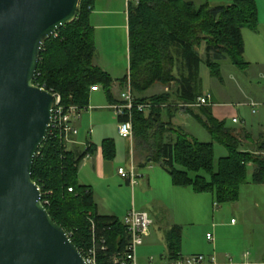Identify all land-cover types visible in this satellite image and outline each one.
<instances>
[{"label":"trees","instance_id":"obj_1","mask_svg":"<svg viewBox=\"0 0 264 264\" xmlns=\"http://www.w3.org/2000/svg\"><path fill=\"white\" fill-rule=\"evenodd\" d=\"M96 0H79L76 19L47 39L41 49L34 85L58 94L65 109L88 108L91 87H101L110 99L113 79L93 64L95 41L89 15ZM129 2V78L133 92L143 93L155 83L171 87V93L137 98L151 103L148 113H133L131 123L137 149L169 175L173 186L190 188L195 194H212L218 203L235 202L239 186L246 182V167L254 165L253 184H264V140L255 153L240 150V141L215 119L211 106L180 107L200 96L203 64L219 75L217 61L229 59L243 67L244 43L241 30H256V0H232L228 5L210 6L208 0L197 6L184 0H136ZM203 46L204 56L199 49ZM164 105V107H160ZM185 111L225 146L228 155L214 167L212 143H202L162 121V113ZM175 133L167 141L166 133ZM103 157L113 159L114 142L104 140ZM68 151L57 133L47 132L32 165L31 179L38 186L41 202L51 219L60 226L82 257L95 249L96 264L125 261L129 235L121 220L97 213L91 188L78 184V167L93 153ZM71 189V191H69ZM168 259L179 261L181 227L166 232ZM126 264H130L125 261Z\"/></svg>","mask_w":264,"mask_h":264},{"label":"rangeland","instance_id":"obj_2","mask_svg":"<svg viewBox=\"0 0 264 264\" xmlns=\"http://www.w3.org/2000/svg\"><path fill=\"white\" fill-rule=\"evenodd\" d=\"M256 5L258 15L256 30L264 43V0H256ZM246 31L254 30L247 29ZM114 47L115 49L112 50L111 54L114 53V58L117 60L121 49L117 43H115ZM203 49V46L199 49L201 57L204 56ZM241 61L245 62L246 65L243 67L233 65L229 59L217 61L219 65L218 76L214 75L202 64L200 67L202 92L203 94L209 93L211 97L212 95L214 96L213 102L218 104L214 112L220 118H224L220 121H224L226 128L245 129L247 140L250 142L249 146L254 148L252 152L255 153L259 142L253 143L252 140L256 139L261 133L264 136V65L259 64L257 66L246 62L244 57H242ZM112 63L115 64L113 61ZM164 87H168L169 93L173 91L169 86L155 83L141 94L142 96L161 94L164 93ZM96 95L100 100L97 102V106L101 108L111 105L108 104V98L101 87ZM251 103H255L258 106L252 108L250 106ZM86 111L88 109L82 111L80 116L83 117L87 113ZM98 111L99 113H94L91 116L87 124L77 129L79 131V134L76 135L77 138L81 140L84 138L83 135L86 134L89 141L91 137L92 139L94 138L95 143L101 142L103 138L113 139L115 155L112 161L116 163L117 167L128 170L131 157L129 153L130 142L118 135V123L111 109ZM196 114L202 116L199 111ZM166 116V112H163L162 121L166 119ZM174 118L173 121L177 124L176 126H180L181 132L183 131L199 142L212 143L214 167L217 166L220 158L228 155L227 148L215 141L207 130L189 113H183L182 115L176 113ZM233 118L236 120L235 122H232ZM87 126L88 129L86 130ZM85 130L86 132H84ZM139 151L137 152L139 153ZM142 156L146 158L148 154H143ZM151 165H153L152 171L159 174L160 177L154 179L156 184L151 186L150 190L144 189V182H141L142 178L140 177L136 178L137 184L134 186L126 185L124 179L117 177L115 181L109 183L110 187L106 191L111 203H98L100 208L106 207V205L124 207L131 199H135L138 204L144 201L150 203L151 215L157 214V227L151 226L149 229V232L154 231L153 238H151L152 243L145 244L146 246L141 245L136 249V264H164L165 242L163 236L167 219L186 222L180 225L183 260L189 259L192 256L190 254H203L205 257L211 255L218 261H224L226 257L239 261L241 255L248 252L251 260L264 261V184H253L251 182V176L255 168L253 164L249 163L246 167V182L239 186L238 198L235 202L218 203L212 194H197L199 210L196 212L197 210L195 209L191 212L192 214L196 213L190 221H182L183 217L185 218L183 215L185 209L179 206L181 199L179 196L169 192L164 185L162 180L164 177L169 181L168 185H172L170 177L165 174L158 164L152 162ZM135 173L137 175H145V180L146 176L150 174V172L145 170V166L137 167V165H135ZM155 177H158V175ZM96 193L100 195V190L96 191ZM185 203L187 204L188 202L185 201ZM185 208L189 209L186 206ZM184 220L187 219L185 218ZM231 220H233V223H231ZM158 227L162 228L161 231ZM207 234L211 235L212 241L206 238Z\"/></svg>","mask_w":264,"mask_h":264},{"label":"water","instance_id":"obj_3","mask_svg":"<svg viewBox=\"0 0 264 264\" xmlns=\"http://www.w3.org/2000/svg\"><path fill=\"white\" fill-rule=\"evenodd\" d=\"M79 0H0V264H86L31 179L53 95L34 85L44 42Z\"/></svg>","mask_w":264,"mask_h":264},{"label":"crops","instance_id":"obj_4","mask_svg":"<svg viewBox=\"0 0 264 264\" xmlns=\"http://www.w3.org/2000/svg\"><path fill=\"white\" fill-rule=\"evenodd\" d=\"M194 3L195 5L199 6L201 5L204 0H184ZM232 0H211L209 2L210 6H218V5H228L231 3ZM127 9H128V3L126 0H96L92 10L89 15V24L93 29V36L95 40V55L93 58V64L101 69L103 72L107 73L112 79L113 82L110 86V99L108 98V104H113L120 99L121 93L125 90L126 86L130 82L129 78V46H128V15H127ZM262 9V8H261ZM247 29L244 28L241 30L243 42H244V53L243 57L245 58L246 62L255 64V65H264V43L260 39V34L256 30L254 31H246ZM258 35H257V34ZM115 43L119 44V47L121 49L120 54H118V59L115 60L114 56L115 54H111L112 50L115 49L114 45ZM115 62L114 63H112ZM250 64V65H252ZM264 72V70H263ZM100 88V87H99ZM98 91L91 92L89 95V104H88V111L87 113L82 117L80 116L79 120L75 122L76 128L83 127V125L87 124L88 120L91 118V116L94 113H99L98 110H107L109 109L106 107H99L97 106V102H99V97L96 95ZM169 92L168 87H164V93ZM135 97L137 98H143V97H151L150 96H142L141 93H136ZM106 95V94H105ZM214 96L212 95V105L210 107L212 116L217 120H223L224 118H220L218 114H215L214 110L218 107V104H215L213 102ZM86 109V110H87ZM90 109V110H89ZM110 110V109H109ZM198 110H194V114H196ZM183 114L186 113L185 111H175L172 112V114L168 115L166 113V119L164 122H170L171 126L174 127L176 130L181 132L180 126H176L175 122L173 121L175 114ZM253 113V112H252ZM264 119V117H263ZM117 120V119H116ZM197 120V119H196ZM235 120L234 118L232 119ZM89 126V125H88ZM88 126L86 130L88 129ZM82 129V128H81ZM86 130L84 132H86ZM232 131V134L240 141V150L241 151H248L252 152L254 149L253 147L249 146L250 142L247 140V134L244 128L239 129H230ZM88 132V131H87ZM183 132V131H182ZM118 133V132H117ZM184 133V132H183ZM79 134V131H78ZM172 131L166 133V140H174L175 135H173ZM188 135V134H187ZM84 138L79 140L77 136L72 137L71 142L66 144V149L68 151H71L75 154H81L85 150L87 146L92 147L94 150L92 154L86 156L82 162L80 163L78 167V174H77V180L78 184L82 186H87L91 188L94 196V201L97 208V213L102 216H114L118 219L124 218L130 211H138V212H145L149 215V217L152 220V227H157V214L151 215V205L148 202H142L137 203L135 199H131L128 204L124 207L119 206H112V205H106V207L99 206L100 203H111L106 191L110 187V182L115 181L118 178H121L117 174V170L121 167H117L116 163H114L111 160H106L103 157V150H102V143L104 140H112L108 138L101 139V142L95 143L94 138L92 139L90 137V141L87 138V135H83ZM189 136V135H188ZM190 137V136H189ZM128 140V139H126ZM260 140H264V136H262V133L254 140H252L253 143H258ZM130 142L129 149H130V163H136L135 165L138 166H145V170L150 172L146 176H143V174H138L140 178H142L141 182H144V189L150 190L151 186L156 184V181L154 179L159 178V174L154 173L152 170L153 165L150 159L144 158L142 156L143 154L146 155V152L139 151L136 147V143L134 139L128 140ZM139 151V153L137 152ZM162 168V167H161ZM164 171V170H163ZM254 171V170H253ZM165 172V171H164ZM154 173V174H153ZM165 174H167L165 172ZM158 175V177H155ZM168 175V174H167ZM164 175V176H167ZM143 176V177H142ZM163 176V175H162ZM169 176V175H168ZM164 181V185L167 187L168 191L173 193L174 195H177L180 197V207H183L185 210L183 211V215L187 220H184L183 217L182 221H190V219L194 216L196 212H198V195L195 194L192 190L189 188H179L176 186L168 185L167 179L164 177L162 178ZM126 185H130L127 181H125ZM100 190V195H97L96 191ZM173 196V195H172ZM177 196H175L177 198ZM98 200V201H97ZM178 200V199H177ZM185 201L188 203L186 204ZM196 201V202H195ZM186 207L189 209L187 210ZM195 207V208H194ZM194 208V209H193ZM197 210L195 213H191L194 210ZM167 210V209H166ZM182 214V213H181ZM170 218V217H169ZM166 220V225L164 226V264H174L175 262L169 261L168 259V249L166 244V232L172 228L173 226H179L182 223L186 222H179L174 220ZM170 223V224H169ZM231 223H233V220H231ZM168 225V226H167ZM158 229L161 231L162 228ZM155 230V229H154ZM154 235L153 232H149V235L144 239V242L142 246H146L145 244H151L152 239ZM149 240V241H148ZM181 251V250H180ZM190 255H203V254H190ZM211 256V255H209ZM207 256V257H209ZM141 258V257H140ZM180 260L183 259V255L180 252ZM163 261V260H161ZM222 261V260H220ZM255 261H263V260H255Z\"/></svg>","mask_w":264,"mask_h":264},{"label":"built area","instance_id":"obj_5","mask_svg":"<svg viewBox=\"0 0 264 264\" xmlns=\"http://www.w3.org/2000/svg\"><path fill=\"white\" fill-rule=\"evenodd\" d=\"M129 2H137L136 0H126ZM43 89V88H42ZM99 87H91V92L98 91ZM51 93V92H50ZM53 95V104L51 108V120L48 125V131L50 134L57 133L60 139L63 141L65 147L67 143L71 142L72 137L78 134V130L75 126V122L79 120L80 113L82 112L77 107H69L65 109L61 104V98L58 94L51 93ZM212 105V97L209 93H204L198 97L196 101L189 104H181L180 107L188 109H197L199 107H208ZM252 108L257 107L255 103H251ZM151 103H141L137 101V98L132 92L130 82L126 86L125 90L121 93L119 101L108 106L111 109L117 119V132L123 139L132 140L133 131L131 119L133 113H148L152 108ZM164 107V105L160 106ZM253 112L254 109H252ZM236 120H233L235 122ZM90 134V132H88ZM117 174L127 181L131 186L137 184L136 178L139 176L135 173V165L133 162L129 164L128 170L119 168ZM71 191V189H69ZM121 223L126 228L129 235V244L127 246L125 261L130 264L135 263L136 249L141 246L144 239L149 235V229L152 226V220L145 212L130 211L122 220ZM206 238L212 241L210 234L206 235ZM86 264L95 263V249H90L85 257H83ZM120 262L119 264H126V262ZM174 264H264V261L251 260L250 254L245 252L241 255L239 261H234L230 257H226L224 261H218L215 257H205L203 255H193L189 259L179 260Z\"/></svg>","mask_w":264,"mask_h":264}]
</instances>
